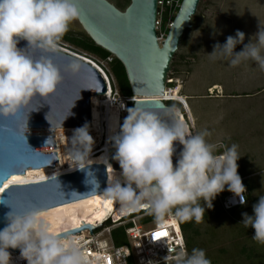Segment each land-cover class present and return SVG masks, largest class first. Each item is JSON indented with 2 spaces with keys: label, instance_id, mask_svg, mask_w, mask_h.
I'll return each instance as SVG.
<instances>
[{
  "label": "clouds",
  "instance_id": "clouds-1",
  "mask_svg": "<svg viewBox=\"0 0 264 264\" xmlns=\"http://www.w3.org/2000/svg\"><path fill=\"white\" fill-rule=\"evenodd\" d=\"M74 0H0V117L16 115L34 97L46 100L61 82V73L48 56L35 58L29 50L55 53L59 42L78 17ZM245 35L241 31L216 44L209 56L228 59L231 66L254 62L264 71V28H260L239 53ZM26 41V48L18 43ZM255 41V42H254ZM76 72L80 66L72 64ZM128 115L114 136L113 157L119 164L124 186L109 183L103 198L118 203L124 212L147 208L163 228L166 218L200 223L205 207L225 190L246 203V188L238 175V145H217L206 137L207 130L191 134L181 121L164 120L153 111L139 107L127 109ZM77 147L73 159L83 161L91 151L92 137L87 126L75 130L71 140ZM182 151L174 166V143ZM83 169L84 167H78ZM203 202V206H202ZM36 211L7 217L8 226L0 231V264H10L11 249H19L27 264H91L79 242L69 234H54ZM244 227L254 230L252 239L264 245V195L253 205V215L242 214ZM174 264H211L203 249L176 252Z\"/></svg>",
  "mask_w": 264,
  "mask_h": 264
},
{
  "label": "water",
  "instance_id": "water-1",
  "mask_svg": "<svg viewBox=\"0 0 264 264\" xmlns=\"http://www.w3.org/2000/svg\"><path fill=\"white\" fill-rule=\"evenodd\" d=\"M78 8L75 19L83 32L96 46L113 55L124 67L131 93L136 97L163 96L170 64L180 41L191 28L200 0H183L164 40L159 43L156 29L157 0H130L124 10L108 0H74ZM26 41L17 47L25 49ZM35 58L48 56L61 73V82L53 94L44 100L34 97L14 116L0 117V187L13 175L27 170L54 169L58 158L54 131L60 128H82L91 125L89 98L105 93L104 81L89 64L66 53L29 50ZM78 64L73 72L70 65ZM143 100V101H138ZM132 105L156 112L164 120L177 121L172 107L156 99H138ZM173 164L182 146L174 143ZM109 151L108 163L113 170L120 167ZM105 164H93L72 173L26 185H12L0 195V231L8 226L7 217L13 211L24 214L42 212L75 202L106 190ZM124 186L125 182H120ZM114 210L119 206L114 203ZM108 220V219H107ZM83 223V222H82ZM97 228V227H96ZM90 225L60 233L78 234ZM14 253L19 249H11Z\"/></svg>",
  "mask_w": 264,
  "mask_h": 264
},
{
  "label": "rangeland",
  "instance_id": "rangeland-1",
  "mask_svg": "<svg viewBox=\"0 0 264 264\" xmlns=\"http://www.w3.org/2000/svg\"><path fill=\"white\" fill-rule=\"evenodd\" d=\"M108 1L120 10L126 6L125 0ZM167 17L164 26L159 19V43L168 30ZM69 27L81 32L76 20ZM260 28H264V0H200L191 28L184 33L170 64L168 78L174 79L170 87L175 90L180 86L179 94L187 98V108L174 105L177 120L183 116L193 135L207 130L211 144H237L238 175L254 174L242 182L249 195L245 207L229 214L222 211L217 217L207 215L194 226L196 234L188 253L193 248L203 249L211 264H264V245L252 239L251 227L242 224V214L252 216L253 205L264 195V71L251 61L231 66L228 59L209 56L216 44L223 46L237 31L245 35L243 43L234 48V53H239ZM190 112L195 118L198 114L199 128ZM77 210L80 208H74Z\"/></svg>",
  "mask_w": 264,
  "mask_h": 264
},
{
  "label": "built area",
  "instance_id": "built-area-1",
  "mask_svg": "<svg viewBox=\"0 0 264 264\" xmlns=\"http://www.w3.org/2000/svg\"><path fill=\"white\" fill-rule=\"evenodd\" d=\"M182 1L183 0H157L158 13L156 29L160 25L159 19H161L163 23V17L165 15L170 17L168 29L170 28L172 24L171 17L176 15L177 12L175 11L179 9ZM160 9L165 10L160 11ZM167 19L168 17L166 18V22ZM57 51L71 55L89 64L98 72L104 81L106 87L105 93L101 96H92V98L94 97L96 100V109L99 112L96 123H94L92 106L89 103L91 125L87 127V129L89 135L92 137V145L88 155H101L104 148L107 147L109 158V151L115 150L112 138L119 134L120 127L128 115L127 109L132 108L137 97L133 95L123 96L120 93L111 69V63L114 59L113 55L99 58L78 50L62 41L59 42ZM172 83H174V79L167 78L164 95L173 93V88L170 87ZM159 100L166 104L173 102L182 106L178 99L165 100L162 97ZM183 108L185 109V107ZM173 110L176 114V109L174 107ZM110 123H114L116 127L114 136L109 139L108 133L110 131ZM77 129L79 128H60L54 131L55 150L58 158V163L55 168L59 167L61 164L66 169L87 166L84 165V161L88 155L83 161H76L73 159L72 154L77 146L71 140ZM215 145L218 146L217 152L224 150L219 147L223 145V143H217ZM226 189L227 186H225V190L217 196L220 207L224 213L229 214L231 211L240 209L246 205L247 201L244 205H240L239 197H235ZM244 195L246 196V192ZM149 213L147 208H143L135 212L126 213V215L122 216L120 219H114L113 216L107 215L96 225H90L95 228L91 234L89 229H83L78 234H70V236L79 242L81 249L88 256L91 264H174L173 259H165V257L167 255L169 257H174L175 253L181 249H185L188 252L178 220L169 216L166 218L167 222L164 224V227L161 228L156 221H144V216ZM83 225L89 224L83 222L77 229L83 227ZM117 227L123 228V235L125 237L126 244L121 247L115 246L112 237V231ZM161 231L166 232L167 235L158 240L154 239V234ZM8 251L10 253V264H27V261L21 258L20 252L14 253L9 249Z\"/></svg>",
  "mask_w": 264,
  "mask_h": 264
},
{
  "label": "bare ground",
  "instance_id": "bare-ground-1",
  "mask_svg": "<svg viewBox=\"0 0 264 264\" xmlns=\"http://www.w3.org/2000/svg\"><path fill=\"white\" fill-rule=\"evenodd\" d=\"M173 22V21H172ZM171 27V26H170ZM178 86V85H177ZM176 88V87H175ZM179 90H180V86L178 88H176L175 90H173V93L168 95H164L160 96V97H137L138 99H156L159 100L160 98H164L165 100H170V99H178L182 106L185 108L186 105L184 104V98L183 96H181L179 94ZM136 100V101H137ZM138 101H143V100H138ZM89 103L92 106V117L94 120V123L97 122L98 117H99V112L96 109V100L94 99V97H90L89 98ZM186 111V110H185ZM177 113V111H176ZM183 115V114H182ZM178 117V116H177ZM176 117V119H177ZM188 119L190 121V123H192L191 119L188 116ZM178 121L183 122L185 125V120L182 116V118ZM187 126V125H186ZM110 127V131L108 133V138H112V136H114V132H115V127L116 125L114 123H110L109 124ZM93 164H105L106 165V169H107V187L109 185V183L112 182H124V178L121 175V172L113 170L111 165L108 163V148H104L103 153L101 155L98 156H94V155H88L86 157V160L84 161V165L90 166ZM78 168L72 167V168H68L66 169L65 167H63V165L61 164L59 167L51 169V168H41L38 170H33V169H29L27 170L24 174L22 175H15L17 177H19V180L16 182H11V177H9L5 182L8 184L9 186L12 185H26V184H31V183H38L41 181H46L49 179H52L54 177L60 176V175H64V174H68V173H72L74 171H76ZM1 195V193H0ZM103 193L101 194H97L85 199H81L75 202H71V203H67L64 205H60L57 206L55 208L46 210V211H42V212H38L40 214L39 218L48 225L50 231L54 234H60V233H65L67 231H71L72 229H77V227H79V225L82 222H85L89 225H96L97 223H99V221H102L104 219V217H106L107 215H111L114 216L116 214V212L118 213V210L120 211V216L119 219L126 215V213L129 212H135L134 211H129V212H124L121 210V206L119 205L115 210V204L114 203H109L106 200H104L103 198ZM74 208H80V210L75 211L74 212ZM143 209V208H140ZM64 212L66 213V215H64V213L61 216L60 212ZM102 212V216L97 218V219H87L86 216L88 213H99ZM104 212V214H103ZM46 220V222L44 221ZM49 220H53V224H49ZM67 220V222H65Z\"/></svg>",
  "mask_w": 264,
  "mask_h": 264
},
{
  "label": "trees",
  "instance_id": "trees-1",
  "mask_svg": "<svg viewBox=\"0 0 264 264\" xmlns=\"http://www.w3.org/2000/svg\"><path fill=\"white\" fill-rule=\"evenodd\" d=\"M125 2H126V6H125V8H126L129 4L130 0H125ZM117 7L121 8L120 6H117ZM125 8H123V10ZM177 11L178 10H176L175 12H177ZM174 17H175V15H173L171 17L172 21H173ZM166 18H167V16L165 15L163 17L164 21H163L162 26L165 25ZM167 32H168V30H167ZM167 32H166V34H167ZM61 41L68 43L69 45H71L72 47H74L78 50L84 51L88 54L97 56L99 58H105V57L110 55L108 52H106L103 49L96 46L83 32L75 33V32L67 31L65 33V35L62 37ZM111 69H112V73L114 75V78H115V81H116V84H117V87H118L120 93L123 96H132L131 88H130V85L128 83L124 67L115 57L113 59V62L111 63ZM166 105L173 108L174 105H178V104L173 103V102H169ZM178 107H179V105H178ZM212 203H213V207L211 209H208V211L205 210V216L204 217H206L207 215H210V216L212 215L214 217H217L221 214L222 209L219 206L218 201L214 199L212 201ZM205 209H206V207H205ZM119 210H118V213L116 212V214L113 216L114 219H119V216H120ZM138 210H141V209H137L135 211H138ZM103 214H104V212H103ZM101 216H102V212L88 213L86 218L87 219H97ZM144 221L145 222H153V221H155V218L153 215H150V216L146 217L144 219ZM178 223H179L181 231L183 233V236H184V239H185V242L187 245V250H188V245L191 244V242H194L193 239H194V236L196 234V230L194 229V226H195L196 222L194 220H192V221H180V220H178ZM112 237H113V241L115 243V246L121 247V246L126 244L125 237L123 235V228L122 227H117V228L113 229Z\"/></svg>",
  "mask_w": 264,
  "mask_h": 264
},
{
  "label": "snow or ice",
  "instance_id": "snow-or-ice-1",
  "mask_svg": "<svg viewBox=\"0 0 264 264\" xmlns=\"http://www.w3.org/2000/svg\"><path fill=\"white\" fill-rule=\"evenodd\" d=\"M18 180H19V177L15 176V175H13L12 178H11V182H16ZM6 188H8V184L7 183H5L2 187H0V193H4ZM166 235H167V233L166 232H163V231L156 232L154 234V239H157L158 240L161 237H164Z\"/></svg>",
  "mask_w": 264,
  "mask_h": 264
},
{
  "label": "crops",
  "instance_id": "crops-1",
  "mask_svg": "<svg viewBox=\"0 0 264 264\" xmlns=\"http://www.w3.org/2000/svg\"><path fill=\"white\" fill-rule=\"evenodd\" d=\"M190 113H191L192 118L194 119L195 117H193L192 112H190ZM196 117L199 118L198 114H197ZM198 118H195V119H196V128H199V127H200V124H199V121H200V120H197ZM194 122H195V121H194ZM196 128H195V131H196ZM196 134H197V132H196ZM215 144H217V143H215ZM240 169H241V166L238 165V170H240ZM252 175H254V174H248V173H247V174H241V175H239V176L241 177L242 182H243V181L248 180V178H249L250 176H252ZM248 198H249V195H248V192H247V189H246V201H248Z\"/></svg>",
  "mask_w": 264,
  "mask_h": 264
},
{
  "label": "flooded vegetation",
  "instance_id": "flooded-vegetation-1",
  "mask_svg": "<svg viewBox=\"0 0 264 264\" xmlns=\"http://www.w3.org/2000/svg\"><path fill=\"white\" fill-rule=\"evenodd\" d=\"M68 31H69V32H75V33H79V32H80V31H76L75 29L70 28V27H69Z\"/></svg>",
  "mask_w": 264,
  "mask_h": 264
}]
</instances>
